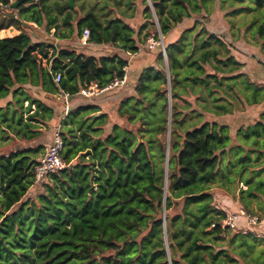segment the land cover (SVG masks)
<instances>
[{
    "label": "trees",
    "instance_id": "trees-1",
    "mask_svg": "<svg viewBox=\"0 0 264 264\" xmlns=\"http://www.w3.org/2000/svg\"><path fill=\"white\" fill-rule=\"evenodd\" d=\"M133 1H126L129 14L104 13V0L81 18L69 0H24L14 9L16 0H0V10L8 11L0 14V30L18 31L0 39V101L11 96L0 108V141L17 142L0 155V264H264V240L223 225L226 213L212 186L237 193L247 214L264 218V111L258 110L264 85L241 73L230 45L199 27L215 0H141L145 22L137 31L124 21L134 18ZM233 1L245 4L229 6ZM249 1L254 7L242 10L264 4ZM190 19L164 44L166 61L161 47H153V64L141 70L134 95L121 99V123L110 132L108 115L80 90L122 78L127 60L34 43L26 32L32 26L24 24L53 30L59 40L80 39L87 30V43L134 55L149 48L150 38L158 44V32L164 40ZM256 35L264 47V22ZM26 86L47 97H73L53 128L54 105ZM238 104L256 108L258 117L232 136V126L215 119L240 110ZM194 107L216 118L204 120ZM193 112L198 119L182 129ZM56 126L64 168L34 183L42 143L48 136L50 143ZM31 190L37 192L29 197Z\"/></svg>",
    "mask_w": 264,
    "mask_h": 264
},
{
    "label": "crops",
    "instance_id": "crops-1",
    "mask_svg": "<svg viewBox=\"0 0 264 264\" xmlns=\"http://www.w3.org/2000/svg\"><path fill=\"white\" fill-rule=\"evenodd\" d=\"M241 11H247V12L250 11L252 13V10H241ZM250 12L247 14L246 12L244 13L239 12L240 13L239 15H241L240 17H246V19L242 20V18L238 17L239 20L238 22L235 23V26L233 28H231L230 26L226 27L228 24L224 22L223 24L224 31H222L223 34H221L219 37L226 44L230 45L232 55L239 63L243 65L241 69V73L247 75L250 81L257 83V84L264 85V47L260 45V43L262 42L261 39L256 34L254 35L252 34L253 29L258 28V26L264 22V18H260L259 20L255 21L254 17L250 14ZM207 17L211 18L210 15ZM26 25L32 26V28L34 29L36 27L39 31L38 33L32 32L30 34V37L34 43L46 42V43L52 44L56 49H59V48L72 49V50H75L78 54L81 53L85 56H91V57H96V58L118 56V57H121L122 59L127 60L128 66L125 68L126 73H127L126 86L123 88L117 89V90L105 92L101 95L94 97L93 99L91 98L88 100L95 106H98V108L100 109V112H103L108 115L109 124L106 126V132H110V129L112 128L113 125L115 124L119 125V123L121 122L118 119L117 114H116L118 105L121 99H123L124 97L134 95V87H135L137 78L141 70L153 64V63L151 64L149 61L151 57L148 56L149 59L142 60L140 62L139 68L129 69L133 63V61H131L130 58L134 60L136 59L139 60L142 57V56L140 57L141 55L140 51L137 54L130 55L128 53L115 49L114 47H111V46L95 45V44H90V43L83 44L81 42L82 37L78 39L76 38L75 35L70 39L59 40L53 36V30L47 33L44 31L43 28H39L35 24L26 23ZM10 30H12V28L0 30V39L13 37L18 34V33L12 34ZM226 31L233 32L234 39L231 38V40H228L230 38L228 37V34ZM175 32L176 31H173L171 35H173V33ZM146 62H149V63L147 64ZM25 88H26V91L31 96L41 100L47 105H51V106L54 105L55 112H56V117H55L56 123L51 126L52 128L59 122V120H61L63 116L62 114L64 115L67 114V112L69 111V108L71 107L70 102L73 100V97L71 99L68 97L67 100L64 101L60 97V94H58V95H53L52 97L54 99L50 101L48 98H52V97H47L45 93L41 92L37 88H32L29 86H26ZM9 101H11V96H8L6 99L1 100L0 108L4 107ZM78 102L80 101L78 100L76 103ZM72 105H75V104L73 103ZM263 105L260 106L258 110L264 111ZM255 109L256 108H250V107L247 108V107L242 106L240 110L234 111L233 114H236V116H238L236 118L237 120L236 124L232 125L231 123H227L226 119H220L218 120V122H221V123L224 122L226 124H230L232 126V129L230 132H231V135L234 136L236 129L239 128L237 126L238 122H242L241 126H246V125L252 124L255 120H257L258 112ZM228 116L230 115H227L224 117H228ZM244 117L246 118L252 117L253 120L247 122L246 118ZM48 138L49 136L46 139L47 141L42 143V146L45 148L44 150H46V147L49 144ZM217 206L224 212H229L224 204H220ZM258 228L260 229V231L259 232L256 231L257 236L262 235L260 237L262 239L264 238V225Z\"/></svg>",
    "mask_w": 264,
    "mask_h": 264
},
{
    "label": "rangeland",
    "instance_id": "rangeland-1",
    "mask_svg": "<svg viewBox=\"0 0 264 264\" xmlns=\"http://www.w3.org/2000/svg\"><path fill=\"white\" fill-rule=\"evenodd\" d=\"M103 1L104 0L75 1V2H72V4H73L72 7H75L77 9V17H81L82 18L89 10H91V8H94L95 11H98L103 6ZM106 1H107L108 6L106 7L104 13L110 12V16H113V14L115 15L118 12L119 13L120 12L121 13L124 12L125 14H129L131 12L130 8H128L126 6V1L127 0H119V4L117 6L115 5L113 0H106ZM219 1L220 0H215L214 10H213V12L210 15L211 18H209L207 16L204 17V18H202L200 16L201 18H198V22L200 23L199 27L203 26L209 32H212V33H214V34H216L218 36L223 34L222 31H224V28H223L224 22L226 24H228L226 27L230 26L231 28H233L235 26V23L238 22V20H239L238 17L241 16V15H239L240 14L239 12H243V13L246 12V14L250 12V11L249 12L241 11L242 8H245L246 6L254 7L253 3L251 1H249V0H245V4L240 5V6L238 5V3L236 1H233V3H232L233 6H229L231 0H224V3L222 4V8L223 9L222 8L220 9ZM133 3L134 4H133V7H132V10H134V18H130V19L124 18V21L130 23L135 28V30L137 31V30H139L140 26L145 22V20H144V17L142 15L143 6L141 4V0H134ZM4 10L5 9L0 10V14L1 15L2 14H5V15L8 14L7 13L8 11L6 12ZM235 10H237L238 12L236 11V13H232ZM251 10H252V13L250 12V14L254 17L255 21L259 20L260 18H264V4H263V6L261 8L256 7L255 9H251ZM240 18H242V20L246 19V17H240ZM192 24H193V19L185 20L180 26H178L176 28V30H175L176 32L173 33V35L170 34V36H167V37L164 38V40H163L164 44H168V43L174 42L178 38V36L180 34L179 32L182 31L183 29L187 28L189 25H192ZM10 31L12 32V34L18 33L13 28ZM26 32L28 34H31L32 32L38 33L39 31L35 27V29L34 28H30V29L26 30ZM252 32H253L252 33L253 35L256 34L257 28L253 29ZM143 33H144V31L142 32V34ZM227 34H228V37L230 38L228 40H231V38L234 39V33L233 32H227ZM174 36H176V37H174ZM149 40H151V38ZM261 44H262V42L260 43V45ZM157 45L160 46V44H157ZM140 53H141L140 57L141 56L142 57L139 60L138 59L134 60V59L130 58V60L133 61V63L130 66L129 69H131V68H139L140 62L142 60L149 59L148 56L151 57L149 61L152 64L153 63V59H154V55H155V53H157V51H156L155 48L154 49L153 48L146 49L145 46H144V47L140 48ZM146 63L148 64L149 62H146ZM145 64H143V65H145ZM241 107H242V105L238 104V108L241 109ZM194 109L200 113L199 114L200 116L201 115L203 116L204 120L211 121V120H214L216 118V117H214V116H212L210 114L202 112V110H200L197 107H194ZM198 112H193V113H191L190 116L187 117L185 123L182 125V129L183 128L185 129L188 125L193 124L194 122H196V120L198 119L196 113H198ZM247 115H248V113H247ZM237 117L238 116H236V114H232V115H230L228 117L216 118L215 120L218 122V120H220V119H226L227 123H231L233 125V124H236V122H237L236 118ZM244 118H246V117H244ZM246 120H247V122L248 121H252L253 118L252 117H250V118L247 117ZM241 123L242 122H238L237 126L240 127ZM16 143L17 142L15 140H12V141H0V145H1L0 146V155L12 151L15 148ZM44 152H45V150L38 157L40 158L44 154ZM212 186H213V193H214L215 203L217 205L224 204L226 206V208L228 209L230 215H238L239 214L238 213L239 210L242 209V208H241V205L238 202L237 193H235V195L227 194L225 191L220 189L217 185H212ZM241 187H242L241 184H240V186L238 185V188H241ZM36 192H37V190H35V191L31 190L27 196H29V197L31 196L32 197V196L35 195ZM250 208L255 210L257 215H259V216L261 215V212L256 210V207L254 206V203H252ZM244 229H245V227L242 228V229H239V230H244ZM257 230H258V232L260 231L259 228ZM260 236H262V235H260ZM262 239H264V238H262ZM259 248H264V243H262Z\"/></svg>",
    "mask_w": 264,
    "mask_h": 264
},
{
    "label": "built area",
    "instance_id": "built-area-1",
    "mask_svg": "<svg viewBox=\"0 0 264 264\" xmlns=\"http://www.w3.org/2000/svg\"><path fill=\"white\" fill-rule=\"evenodd\" d=\"M89 32L84 30L82 33L81 42L83 44L87 43ZM148 46L153 48L157 43L153 41H148ZM60 80L59 75H55L54 82L58 83ZM127 83V73L124 68V74L122 78L114 79L110 84L104 88H97L95 85H91L86 89L80 90V95L86 99H90L101 95L108 91L117 90L126 86ZM60 97L66 101L68 98L67 94L61 93ZM63 147V141L59 132V126H56L50 143L47 145L44 154L39 158L37 165L34 169V183H39L46 178L47 175L60 171L64 168V163L61 160L60 152ZM226 216L223 221V225L230 228L232 231L237 233H252L257 236L258 227L264 225V218H259L258 216H252L247 214L243 209L239 210L238 215H230L229 212H225ZM244 230H239L244 228ZM248 227V228H247ZM257 228V229H256ZM261 237V236H257Z\"/></svg>",
    "mask_w": 264,
    "mask_h": 264
},
{
    "label": "water",
    "instance_id": "water-1",
    "mask_svg": "<svg viewBox=\"0 0 264 264\" xmlns=\"http://www.w3.org/2000/svg\"><path fill=\"white\" fill-rule=\"evenodd\" d=\"M23 1H24V0H16V2H14V3L10 6V8H12V9L16 8V6H17L20 2H23ZM69 6H70V7L73 6V4H72V0H69ZM0 7H1V5H0ZM24 24L26 25V23H24ZM158 35H159V39H160V42H159L158 44H160V47H161V54H162L164 60L166 61V52H165V47H164V43H163V37L161 36L160 32H158ZM71 98H72V97H70V99H71ZM68 100H69V99H68ZM168 143H169V135H167V154H166V156H168ZM165 173H167V162H166ZM164 190L166 191V179H165V189H164ZM164 220H165V216H164V214H163V222H164Z\"/></svg>",
    "mask_w": 264,
    "mask_h": 264
}]
</instances>
